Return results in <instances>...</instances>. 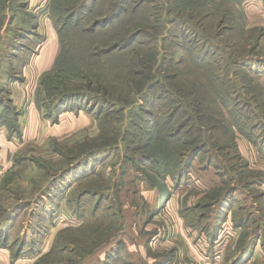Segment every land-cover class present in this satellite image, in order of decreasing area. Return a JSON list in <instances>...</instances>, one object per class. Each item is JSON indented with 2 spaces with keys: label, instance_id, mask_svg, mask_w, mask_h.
Here are the masks:
<instances>
[{
  "label": "rangeland",
  "instance_id": "1",
  "mask_svg": "<svg viewBox=\"0 0 264 264\" xmlns=\"http://www.w3.org/2000/svg\"><path fill=\"white\" fill-rule=\"evenodd\" d=\"M14 82L28 103L0 178L13 254L264 264V0H0V87Z\"/></svg>",
  "mask_w": 264,
  "mask_h": 264
},
{
  "label": "crops",
  "instance_id": "2",
  "mask_svg": "<svg viewBox=\"0 0 264 264\" xmlns=\"http://www.w3.org/2000/svg\"><path fill=\"white\" fill-rule=\"evenodd\" d=\"M10 87H11V89H7L6 91L4 90V89H6L5 87H2V86L0 87V98H3V97H5L6 99L8 98L9 99L8 101L12 105L10 107H13V109L15 111H17V113H19V114L17 115V117H15L14 125H13V123L10 121V119L8 117L1 115V111H0V167H1L0 168V178L8 171V169L6 170L5 165L3 167V164H5L4 162H6V164H7V161L9 160V158L11 157V154H13V153L14 154H13L12 158H13V160H15L14 155L16 154L17 150L23 146V142H24V137L22 136V133H23L22 131L24 128V126H22V118L25 114V110H27L26 106L28 103L27 102L28 99L26 100V98L23 96L24 93H23V89L21 86L19 87V85L14 82L10 85ZM34 96H35V94H34ZM34 104H35V102H34ZM0 106H3V104H0ZM36 109H37V106H36ZM245 141L247 142L249 140H245ZM246 147L248 148L247 144H246ZM262 180H263V177L260 178V180L255 181L256 186H257V184H258V186L263 185L264 181H262ZM232 185H234V184H232ZM252 186L253 185H250V187H252ZM235 187H237L235 189L239 188V192L242 191V193H244V198H248V199L250 198L248 195L250 192L248 191L249 192L248 194L245 193L248 189L246 186L243 187V190H242V186H235ZM231 195L232 194L229 193V196H231ZM170 200H169V203H170ZM168 205H170V204H168ZM253 205L255 206L256 203L253 202ZM244 211H246V210L244 209ZM246 217L249 218L248 216H246ZM7 221L8 220H6V222L5 221L0 222V226H1L0 227V236H3L2 238L0 237V239H4V235H6L8 241H10V242L7 241L5 246L0 247V264H10V263H13V264H30V263H32L33 260H32L31 253L19 252V253L13 254L12 249H10V246L11 245L13 246L12 243H14L13 242L14 240H11V239H14V236H13L14 230L12 229V224H11V227L8 226L6 229L2 228V226L4 224H6ZM242 222L243 221L239 220L238 223H235L234 224L235 228L237 229L238 226H241ZM256 222L258 223V228H256V231L257 232L262 231V230L259 231V228H260L259 218L256 219ZM250 223H251L250 221H248L247 224L243 223L244 227L241 228L242 234L245 232V230L247 229V226H249ZM3 230H5V231H3ZM23 233H24V231H23ZM28 234H29V232H28ZM215 239H216L215 234H212L210 241H212V240L215 241ZM211 244H212V242H211ZM192 249L194 250L193 245H192ZM167 251H169V250H167ZM168 253H172V256L174 255V259L171 260L170 262H167V264H189V263L190 264H201V262H199V260H201L203 257H205L204 252H193L196 256V259H193L190 256V252H170L169 251V252H167V254ZM207 258H209V257L207 256ZM188 259H190L189 263H187ZM211 264H219V263L214 262Z\"/></svg>",
  "mask_w": 264,
  "mask_h": 264
},
{
  "label": "trees",
  "instance_id": "3",
  "mask_svg": "<svg viewBox=\"0 0 264 264\" xmlns=\"http://www.w3.org/2000/svg\"><path fill=\"white\" fill-rule=\"evenodd\" d=\"M128 1V0H127ZM107 24H108V22H107ZM133 39L134 38H129L128 39V41H127V43H129V42H132L133 41ZM118 47V48H122V46H121V44H117V43H115L114 44V49H116V48ZM123 48H125V47H123ZM122 48V49H123ZM107 53H111V51H109V52H107ZM150 138V137H149ZM168 146V145H167ZM201 146L200 145H196V146H192V148L190 149V151L188 152V154L185 156V160H184V162H183V165L181 166V168H179L178 167V174H179V176L181 175V173L183 172V170L186 168V165H187V163H188V160H189V158L190 157H192L194 154H198V153H200L201 152V150H203V148H200ZM198 156V155H197ZM181 157H183V156H181ZM142 160V162H146V160L145 159H141ZM191 160V159H190ZM158 161V160H157ZM155 164H156V162H154ZM189 164H190V162L188 163V166H187V168L189 167ZM208 167H209V162H208ZM245 167H246V164H245ZM157 176H158V174H157ZM160 180V184H157L156 183V186L158 187V185L161 187V189L160 190H162L165 186V188H167V183H166V181H167V177H163L162 175H159V177H158ZM181 180V179H180ZM179 180V181H180ZM178 181V180H177ZM179 181L178 182H176V183H178L179 184ZM238 186H240L239 184H238ZM156 188V187H155ZM228 191L226 192V194L224 195V197L222 198V200H226L227 199V197H228ZM170 198H171V192H170V190H168L167 189V191L166 192H163L162 193V196H161V200H163V202H168L169 200H170ZM209 203V202H208ZM208 203H206V204H204L205 206L203 207V210L205 209V208H209V207H211V206H209L208 205ZM164 204H166V203H164ZM168 204V203H167ZM216 205V204H215ZM212 209H214L213 207H211ZM208 218V216L206 215V214H202L201 215V217H199V220H200V222H202V221H204L205 219H207ZM217 230H214V232H213V234H215V237H216V239H215V241L214 242H216L218 239H219V237H220V234L218 233L217 234V232H216ZM212 236V235H211ZM220 240V239H219ZM218 240V241H219ZM213 242V243H214ZM122 244L124 245V242L122 241ZM175 252L174 251V249L173 250H171L170 252ZM119 252V251H118ZM107 256H108V254L106 253V255H105V259H107ZM162 258V257H161ZM168 259V260H167ZM174 259V255L172 256V253H168V254H166V255H164L163 256V259H162V261L163 262H157V263H162V264H167V262H170L171 260H173ZM159 260V259H158ZM39 262V261H38Z\"/></svg>",
  "mask_w": 264,
  "mask_h": 264
}]
</instances>
